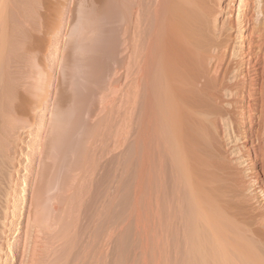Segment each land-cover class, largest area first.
<instances>
[{"label": "rangeland", "instance_id": "rangeland-1", "mask_svg": "<svg viewBox=\"0 0 264 264\" xmlns=\"http://www.w3.org/2000/svg\"><path fill=\"white\" fill-rule=\"evenodd\" d=\"M173 1L13 0L0 103L11 102L8 116L20 128L0 136L7 155L0 159V264H191L198 257L193 216L186 207L169 213L184 199L170 191L177 187L164 171L170 165L150 148L152 135L143 134L152 87L142 80V64L170 20ZM255 1L210 2V34L228 45L226 66L236 60L231 70L251 32L241 22L258 16ZM25 70L30 78L21 80ZM225 132L227 149L242 146ZM157 158L169 165L160 163L165 177L155 169ZM259 192L246 194L256 214L264 212ZM161 196L179 201L171 205ZM156 198L164 202L157 205ZM31 214L42 219L39 226Z\"/></svg>", "mask_w": 264, "mask_h": 264}, {"label": "bare ground", "instance_id": "bare-ground-1", "mask_svg": "<svg viewBox=\"0 0 264 264\" xmlns=\"http://www.w3.org/2000/svg\"><path fill=\"white\" fill-rule=\"evenodd\" d=\"M202 1H173L167 26L148 45L142 64V80L147 82L149 90L152 89L144 103L146 126L143 134L152 135L147 137L152 145L150 148L160 159L166 158L168 163L166 159L165 163L170 165L166 164L169 168L163 163L164 158L162 162L157 158L159 164L167 167L164 171L171 172V181L175 179L177 182V190L175 187L167 190L172 192L175 189L178 199H184L183 202L174 200L176 196L169 191L171 198L175 196L174 201L169 196L166 199L161 197L164 201L170 200L171 205L179 201L175 204L177 209L175 207L174 211L173 207V211H170L172 206L168 202L162 205L169 206V213H176V210L182 212L186 207L187 215L190 213L193 216L191 218L197 231V236L193 237L197 242H193L198 243L196 249H199V252H195L198 256L195 258L200 259L201 264H260L259 259L264 256V212L253 213L246 194L260 191L262 201L259 203L264 206V0L255 1L259 5L258 16L245 18L241 22L242 28L246 32L251 29V32L247 34L245 51L239 54L241 59L238 58L236 70H231L236 60L232 65L228 61L226 66V42L220 44L210 34L212 31L208 20L212 10L209 8L215 0ZM12 2L0 0V76L4 74L1 64L9 44L7 11ZM232 74L234 79L230 82ZM19 76L21 80L30 78L27 70L21 71ZM237 106L240 111H236ZM12 107L11 102L5 104V108L0 103V136H8L20 128L8 116ZM238 119L242 120L244 127L240 126L243 129ZM227 128L230 131L228 139L231 141L235 136L238 142L243 140L242 146L226 148L224 140ZM3 152L0 148L2 161L7 156ZM162 164L157 165L160 168L155 167L157 171L160 169L158 176L162 173ZM245 173L250 174V179L246 180ZM166 178L161 179L162 183H166ZM167 183L165 185L170 187ZM164 184L160 182L158 189ZM160 193L163 195L162 191ZM163 206H157L160 208L158 212L166 209ZM160 213L158 217L163 215ZM32 215L33 227L39 226L41 217L38 222L37 217ZM169 215L175 219L177 216L174 215L178 213ZM188 221L191 224V220ZM190 227L193 231V226ZM190 233L194 232H189L192 237ZM192 244L188 247H193ZM195 260L193 258L192 262ZM192 262L189 263H197Z\"/></svg>", "mask_w": 264, "mask_h": 264}]
</instances>
